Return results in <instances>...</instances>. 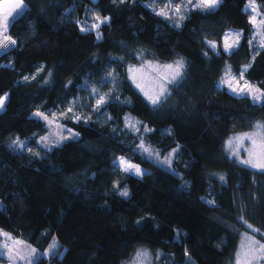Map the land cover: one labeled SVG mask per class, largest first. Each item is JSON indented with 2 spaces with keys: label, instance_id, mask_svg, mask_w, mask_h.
<instances>
[{
  "label": "trees",
  "instance_id": "16d2710c",
  "mask_svg": "<svg viewBox=\"0 0 264 264\" xmlns=\"http://www.w3.org/2000/svg\"><path fill=\"white\" fill-rule=\"evenodd\" d=\"M154 1L23 0L8 29L15 44L0 55V98L7 95L0 228L41 253L56 239V254L37 264H127L142 248L158 264H232L243 236L264 245V172L227 151L233 136L264 130V101L221 86L244 73L264 92V45L253 43L251 0H220L214 11H190L180 26L151 9ZM93 12L108 20L101 39L81 30ZM231 31L241 39L228 51ZM178 61L183 67L157 103L133 88L132 67ZM108 75L113 91L104 108L64 122L77 139L36 152L14 147L47 133L36 113L59 114L85 84ZM144 128L149 148L179 147V176L135 151ZM121 157L143 176L118 169Z\"/></svg>",
  "mask_w": 264,
  "mask_h": 264
},
{
  "label": "rangeland",
  "instance_id": "374dc122",
  "mask_svg": "<svg viewBox=\"0 0 264 264\" xmlns=\"http://www.w3.org/2000/svg\"><path fill=\"white\" fill-rule=\"evenodd\" d=\"M13 2L14 0H6L0 3V18L3 17L5 9H10V5ZM196 2L197 0H192V3H188V0H171V3H169V0H155L150 5V8L153 9L157 14L163 11L165 14L163 15L159 14V15L172 21L177 26H180L183 21L182 19L185 18L190 11H203V12L214 11L221 3L220 1V3L214 8H197L193 6ZM176 7L180 8L179 12L175 10ZM247 8L250 11L251 21H252V17L256 18V23L253 24L255 28L253 43L257 47L258 46L260 47L262 46L261 42L264 41V24L261 23V21H264V14L261 11L259 0H251ZM24 9L25 8L23 4L20 8L10 9L11 14L8 16V20H9L8 29L12 21L17 16H19ZM96 17H100V16L94 12L91 13L81 27L85 29L83 30V32H90V31L95 32L97 38L99 37L98 39H101L102 35L100 28L104 23H107L108 20L100 17L101 20L105 21L104 23H100V21L97 20ZM94 24H98L99 27H92ZM4 35L8 36V31L3 35H0V41L3 40ZM227 36L228 38L227 40L225 38V44L227 43L228 45L231 46L230 48L227 49L228 51H231L235 49L240 43L241 33L237 31H231L228 33ZM10 41L8 42L7 48H0V55L5 51L9 50L14 45L10 43ZM174 69L175 67H173V69H169L167 67H162L153 63H142L138 66L132 67L129 70L130 82L133 88H135L138 92H140L146 99L150 100L149 99L150 96L154 98L159 97L161 93V88L165 89V87L173 80V77L177 76L174 72ZM109 77L110 76L108 75L107 79H104L102 84H98V85H96L95 83L85 84L81 88V93L79 94V96L74 101L68 102L63 108H61L59 114L41 113L42 114L41 116L35 114L36 118L45 122L47 133L38 140H36L35 141L36 143L34 145L30 144L29 141L22 142L18 140L13 143L14 147H16L19 150H23L25 152H36L40 148L50 150L56 146L62 145L63 143L69 140L77 139L78 136L70 128H68L64 122L66 120L77 122L82 119H89L95 113H99L101 109L104 108L106 102L110 97V94H112L113 91V88H110L112 87L113 82ZM232 77H235V80H232L233 87L236 88L235 92L232 90V88L228 86V84L221 83V86L227 88L230 91V93L233 94L234 96L249 97L253 100L252 94L249 93L246 88L244 89V91L240 90L241 88H243L245 82L249 86H251L253 90H259L255 94L259 95L260 93H264L256 85L248 82L244 77V73L242 78H241V74H239L236 76H230L225 80H231ZM237 81L239 83H237ZM101 97L103 98V102L99 103V106H97ZM3 98H4L3 105L2 107H0V112L3 110L6 104L7 95H5ZM263 101H264V95H261L260 99L254 102L257 104H261ZM44 116L48 117V119L45 120L43 118ZM107 118L108 116L106 112L101 113L99 117L100 123H105ZM131 125L132 127L136 128V131L140 130L137 124L131 123ZM148 132H149L148 129L146 128L142 129V134L140 135L139 138L140 143L136 147L135 151L140 155L145 156L149 161L153 162L159 167L171 173L176 174V172L174 171V163L178 159L179 147L174 148L166 153H162L159 150L151 149L143 142V136ZM257 133L258 135H256L255 138L257 139V144H260L261 142L260 138L264 137V130L256 129L255 131L250 133L233 136L229 140L232 142L231 146H229V141L227 143V151L229 155L232 158L236 159L240 164L264 172V168L253 167L251 164L243 163V161L250 159V152L254 150L252 141L247 139L246 137L249 134H257ZM141 144H143L144 148H147L148 151H145L144 148L140 147ZM20 145H23V147H21ZM256 151L258 152L259 150L257 149ZM252 159L256 162L264 163V156L262 155L259 154L254 155L252 156ZM124 160L129 161L131 164H134L126 158H124ZM119 161L120 158L116 163L117 168L122 171H125L124 170L125 166L120 164ZM138 167L141 170V174L139 175L135 174L134 171H125V172L136 177H142L145 171L140 166ZM125 192L127 193V195H123V196L128 197L130 195V191L126 189L123 193ZM16 241H19V243H16ZM5 244L8 245L7 248L4 247ZM260 246H262V244L257 242L252 237L243 236L232 264H264V250H262ZM59 247L60 246L58 241L56 239H53L47 251L45 253H41L38 250H36L33 246L28 244L26 241L17 238L11 233L0 228V253H2V255L0 256L1 258H3V262H1L0 264H37L38 260L41 257H44L46 260H48L52 255L56 254ZM9 249H11V251H9ZM245 252H247V256L243 255V253ZM127 264H158V262H157V256H155L152 251L142 248L136 252L132 260L129 261Z\"/></svg>",
  "mask_w": 264,
  "mask_h": 264
},
{
  "label": "snow or ice",
  "instance_id": "6c2138e0",
  "mask_svg": "<svg viewBox=\"0 0 264 264\" xmlns=\"http://www.w3.org/2000/svg\"><path fill=\"white\" fill-rule=\"evenodd\" d=\"M169 3H171V0H169ZM188 3H192V0H188ZM220 3V0H197V2L193 5L194 7H197V8H214L216 7L218 4ZM23 4V0H14V2L10 5V9H16V8H20ZM10 9H5V12L3 14V17L0 18V35H3L4 33H7L8 31V26H9V20H8V16L11 14V11ZM177 12L180 11V8L179 7H176L175 9ZM159 14H165L163 11H161V13ZM97 20L100 21V23H104L105 21L104 20H101L100 17H96ZM106 19V18H105ZM252 23L255 24L256 23V18L255 17H252ZM262 24H264V21H261ZM92 27H99L98 24H94ZM82 31L85 30V29H81ZM99 38V37H98ZM228 36L226 35V40H227ZM10 41V38L7 36V35H4V38L2 41H0V48H7L8 46V42ZM10 43L12 44H15V41L14 40H11ZM262 45H264V41L261 42ZM212 47H215V45L213 44ZM231 46L228 45L227 43L225 44V50H227L228 48H230ZM167 68L169 69H173V66L172 65H168L166 66ZM183 67V63L182 61H178L177 62V65L174 69V72L176 75H179L180 73V69ZM246 71V69H245ZM243 77V73H241V78ZM175 77H173L174 79ZM27 79V77L25 78ZM232 80H235V77H232L231 80H225V81H222V83H225V84H228V86L230 88H232V90L235 92L236 91V88L233 87V84H232ZM237 83H239L237 81ZM139 86V85H138ZM247 89L249 93L252 94L253 96V100L254 101H257L260 99V96L261 95H264V93H260L259 95L255 94L256 92H258L259 90H253V88L251 86H249L246 82L243 86V88H241L240 90L241 91H244V89ZM163 91L164 89L161 88V94H163ZM158 98L159 97H149V99L152 101L153 104L157 103L158 101ZM3 99L4 98H0V107H2L3 105ZM103 102V98L101 97L99 102H98V105L99 106V103H102ZM71 110V109H70ZM36 115L38 116H41L42 114L41 113H36ZM45 120L48 119V117L44 116L43 117ZM129 126L131 127V123L129 124ZM262 126L258 125L257 128L260 129ZM258 135L257 134H249L246 138L251 140L252 141V144L254 146V150L250 152V159L249 160H246V161H243V163H248V164H251L253 167H261V168H264V163H260V162H256L252 159V156L254 155H262L264 156V137H261V142L260 144H257V139L255 138V136ZM232 142L229 141V146H231ZM21 147H23V145H20ZM140 147L144 148V145L141 144ZM259 150L258 152L256 150ZM145 151H148L147 148H144ZM120 164L124 165L125 168L124 170L125 171H134L135 174L139 175L141 174V170L138 166L134 165V164H131L129 161H126L124 160L123 157L120 158V161H119ZM123 195H127V193H122ZM6 235V234H5ZM16 243H19V241H16ZM4 247H8L7 244L4 245ZM260 248L262 250H264V245L260 246ZM9 251H11V249H9ZM0 255H2V253H0ZM244 256H247V252L243 253Z\"/></svg>",
  "mask_w": 264,
  "mask_h": 264
},
{
  "label": "crops",
  "instance_id": "0c3cea01",
  "mask_svg": "<svg viewBox=\"0 0 264 264\" xmlns=\"http://www.w3.org/2000/svg\"><path fill=\"white\" fill-rule=\"evenodd\" d=\"M24 8H25V6H24ZM24 11V10H23Z\"/></svg>",
  "mask_w": 264,
  "mask_h": 264
}]
</instances>
